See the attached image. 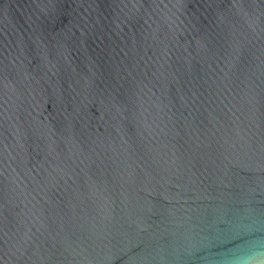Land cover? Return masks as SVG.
I'll return each instance as SVG.
<instances>
[{
    "label": "water",
    "instance_id": "95a60500",
    "mask_svg": "<svg viewBox=\"0 0 264 264\" xmlns=\"http://www.w3.org/2000/svg\"><path fill=\"white\" fill-rule=\"evenodd\" d=\"M264 0H0V264H261Z\"/></svg>",
    "mask_w": 264,
    "mask_h": 264
},
{
    "label": "clouds",
    "instance_id": "9594fccd",
    "mask_svg": "<svg viewBox=\"0 0 264 264\" xmlns=\"http://www.w3.org/2000/svg\"><path fill=\"white\" fill-rule=\"evenodd\" d=\"M261 264H264V261H262Z\"/></svg>",
    "mask_w": 264,
    "mask_h": 264
}]
</instances>
